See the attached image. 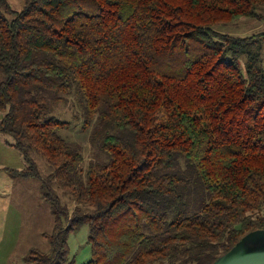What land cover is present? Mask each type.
<instances>
[{"label": "trees", "instance_id": "1", "mask_svg": "<svg viewBox=\"0 0 264 264\" xmlns=\"http://www.w3.org/2000/svg\"><path fill=\"white\" fill-rule=\"evenodd\" d=\"M264 0H0V133L37 179L66 264L88 226L85 264H212L264 231V32L212 27L261 20ZM75 92L82 129L107 155L83 168L54 107ZM51 172L41 177L32 154ZM68 194L70 210L53 185Z\"/></svg>", "mask_w": 264, "mask_h": 264}, {"label": "rangeland", "instance_id": "2", "mask_svg": "<svg viewBox=\"0 0 264 264\" xmlns=\"http://www.w3.org/2000/svg\"><path fill=\"white\" fill-rule=\"evenodd\" d=\"M11 8L18 11L25 0H6ZM261 20L242 18L236 23L219 24L212 27L215 32L245 37L264 32V10L260 11ZM260 68L264 71V40L260 50ZM1 81V74H0ZM83 100L71 92L65 102L54 107V115L68 122L69 126L59 135L70 143L77 144L83 155V168L90 161L103 162L107 155L98 148L90 133L93 123L88 129H82ZM3 113L0 111V119ZM11 141L0 133V264H23V257L31 250L49 253L50 245L43 234H50L53 228V216L50 205L43 201L40 194V182L37 179L11 178L3 168L22 170L25 165L19 151L6 144ZM32 158L41 177L51 172L45 159L36 153ZM63 205L70 210L73 202L70 196L53 185ZM91 243L88 239V226L84 225L67 236L66 264H85L91 259ZM242 252H264V232L255 234L245 242Z\"/></svg>", "mask_w": 264, "mask_h": 264}, {"label": "water", "instance_id": "3", "mask_svg": "<svg viewBox=\"0 0 264 264\" xmlns=\"http://www.w3.org/2000/svg\"><path fill=\"white\" fill-rule=\"evenodd\" d=\"M264 231L254 232L245 236L229 253L212 264H264V252H242L249 237Z\"/></svg>", "mask_w": 264, "mask_h": 264}, {"label": "crops", "instance_id": "4", "mask_svg": "<svg viewBox=\"0 0 264 264\" xmlns=\"http://www.w3.org/2000/svg\"><path fill=\"white\" fill-rule=\"evenodd\" d=\"M23 179V178H22Z\"/></svg>", "mask_w": 264, "mask_h": 264}]
</instances>
